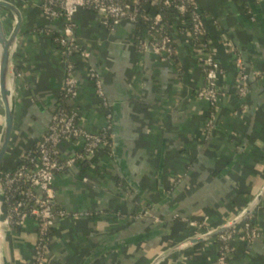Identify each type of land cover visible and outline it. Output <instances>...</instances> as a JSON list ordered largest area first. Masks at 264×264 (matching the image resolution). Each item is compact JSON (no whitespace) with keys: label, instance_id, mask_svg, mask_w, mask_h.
Instances as JSON below:
<instances>
[{"label":"crops","instance_id":"1","mask_svg":"<svg viewBox=\"0 0 264 264\" xmlns=\"http://www.w3.org/2000/svg\"><path fill=\"white\" fill-rule=\"evenodd\" d=\"M41 1L10 0L23 26L11 55L13 132L3 159L7 168L41 136L63 100L62 58L42 32L59 33L62 23L42 16ZM196 1L210 47L224 67L215 130L205 141L201 132L209 104L195 96L203 79L176 16L170 19L176 57L160 61L135 50L132 24L110 28L86 9L73 15L74 32L88 57L74 56L79 87L74 99L63 102L89 129H101L105 113L86 75L89 64L99 69L105 95L118 103L120 152L132 182L117 171L112 151L101 148L93 166L77 163L57 173L55 204L79 216L61 219L53 228L47 264H149L182 241L187 244L181 250L165 253L157 264H217L215 235L197 239L189 219L205 213L210 225H219L247 209L260 236L247 243L235 235L228 262L264 264V196L250 206L264 185V0ZM12 19L9 15L4 27ZM233 53L240 55L248 75L242 98ZM2 131L0 106V138ZM70 149L65 143L62 154ZM138 209L150 216L134 219ZM34 239L32 219L23 227H1L0 264H32ZM103 245L106 249L94 255Z\"/></svg>","mask_w":264,"mask_h":264},{"label":"built area","instance_id":"2","mask_svg":"<svg viewBox=\"0 0 264 264\" xmlns=\"http://www.w3.org/2000/svg\"><path fill=\"white\" fill-rule=\"evenodd\" d=\"M140 3V0L41 1L39 8L42 16L46 20H60L62 23L61 31L52 39L61 47L58 49L64 69L61 86L63 100L74 99L77 95L79 81L75 73L74 56L88 57L87 50L74 32L73 15L79 9L92 11L100 17L99 20L103 25L110 28L124 22L134 26L140 18H143L148 21V24L144 34L135 37V50L138 53H152L160 61H171L176 57L177 45L169 26L161 22L162 16L158 12L150 15L142 13ZM162 4L170 11L169 17L176 16L184 26L183 29L193 48V57L199 65L203 81L196 89L195 96L209 104L201 132V139L205 141L215 130L214 109L221 94L218 81L224 67L210 47L205 15L197 1L162 0ZM42 32L50 37L53 34L48 28H43ZM233 63L237 72V95L242 98L247 91L248 75L239 54L233 53ZM86 75L91 82L99 106L104 110L106 124L98 131L89 129L80 120L76 109L66 106L62 100V104L52 111L49 123L41 136L18 157L19 163L12 170L0 172V228L11 230L14 227H23L28 219L33 220L35 239L32 264H47L48 242L58 222L64 218L79 216V213L70 212L55 204V175L79 162L85 161L93 166L92 158L96 152L108 144L106 137L110 129L112 113L110 101L103 88V78L99 69L91 64L86 68ZM241 106L244 107L243 104ZM65 143H69L71 149L63 155L61 147ZM175 180L176 177H173L172 181ZM263 196L264 193L260 199ZM245 211L219 225H210L208 215L205 213L189 219V223L196 228L195 232L198 235L225 227L215 235L217 264H229L231 241L235 235H240L247 243L260 236V227L247 217L249 210L243 218L233 223ZM147 213L146 209H138L133 212L132 217L134 219L146 217ZM262 223L264 225V217ZM186 244L187 241H182L165 251L181 250ZM165 251L156 255L149 264H157Z\"/></svg>","mask_w":264,"mask_h":264},{"label":"water","instance_id":"3","mask_svg":"<svg viewBox=\"0 0 264 264\" xmlns=\"http://www.w3.org/2000/svg\"><path fill=\"white\" fill-rule=\"evenodd\" d=\"M0 11L2 13V19L0 21V106L3 111V131L0 138V172L2 170L3 159L7 152V149L10 144L12 132H13V112H12V96L11 99H8L9 91L7 88V82L9 78L12 79V65H11V55L15 48V45L18 41L22 33L23 26V18L17 7H10L7 0H0ZM9 15L13 16L15 20L16 30L10 32L7 36L4 30L5 20ZM13 30V28H12ZM13 85V84H12ZM110 109H111V120H110V136L112 139L111 143V151L113 154V158L115 159L117 171L121 173V176L125 178L129 183L132 181L130 177L127 175L125 169H127L126 162L124 158L121 156V142L119 136V128H120V113L117 101H110ZM264 193V185L260 192L256 195L255 199L252 201L250 206H253L256 202H258L261 196ZM249 209L245 211L244 214L239 216L233 223L237 222L247 213ZM150 213L146 214V217H149ZM143 218V217H142ZM225 227L218 228L210 233H206L203 235H199L196 237L197 239H205L210 236L216 235L218 232L223 230ZM195 240L193 239H189ZM128 241V240H126ZM125 241V242H126ZM115 245V243L113 244ZM111 246V245H110ZM107 246L103 245L102 247H98L94 251V255L106 249ZM170 250L165 251L164 253L169 252ZM163 253V254H164Z\"/></svg>","mask_w":264,"mask_h":264},{"label":"trees","instance_id":"4","mask_svg":"<svg viewBox=\"0 0 264 264\" xmlns=\"http://www.w3.org/2000/svg\"><path fill=\"white\" fill-rule=\"evenodd\" d=\"M140 7H141V11L142 13H145L147 15L153 14L155 12H158L161 14L162 18H161V22H164L166 26H169L170 30H171V17H169L170 11L168 9L165 8V6H163L162 4V0H140ZM146 24H148V21L140 18L137 22L136 25L133 26V36H134V41L136 40L135 37L136 36H141L144 34L145 31V27ZM57 34V32H53L52 36H51V41L56 45L57 48H61L60 46L57 45V43H55L52 39L53 36H55ZM62 104V100L59 102L58 105ZM108 135L106 137L108 144H106L105 146L101 147V149L110 152L111 150V143H112V139L110 136V129H108L107 131ZM33 145V144H32ZM92 162L94 163V160H92ZM19 163V158L17 159V162L15 163L14 166L7 168L4 167V164H2V170H12L17 164ZM81 164H83L82 168H86L89 163L88 162H79ZM97 169V168H96ZM16 198L18 197L17 195L15 196Z\"/></svg>","mask_w":264,"mask_h":264},{"label":"bare ground","instance_id":"5","mask_svg":"<svg viewBox=\"0 0 264 264\" xmlns=\"http://www.w3.org/2000/svg\"><path fill=\"white\" fill-rule=\"evenodd\" d=\"M9 3V6L10 7H15L14 5H12V3L10 2V0L7 1ZM1 14H0V21H1ZM12 28L13 30V33L15 32L16 30V25H15V20L13 19V23H12ZM7 88H8V91H9V95H8V99L10 100L11 99V96H12V92H13V85H12V79L9 78L8 82H7Z\"/></svg>","mask_w":264,"mask_h":264},{"label":"rangeland","instance_id":"6","mask_svg":"<svg viewBox=\"0 0 264 264\" xmlns=\"http://www.w3.org/2000/svg\"><path fill=\"white\" fill-rule=\"evenodd\" d=\"M12 22H13V19L10 20V22H8L9 24L7 23V24L5 25V27H4V30H5V33H6L7 36L10 34V28H9V25L12 24ZM12 80H13V78H12ZM12 84H13V81H12Z\"/></svg>","mask_w":264,"mask_h":264}]
</instances>
